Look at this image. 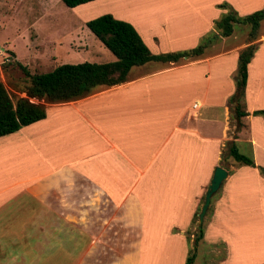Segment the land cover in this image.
Instances as JSON below:
<instances>
[{
  "label": "crops",
  "instance_id": "obj_1",
  "mask_svg": "<svg viewBox=\"0 0 264 264\" xmlns=\"http://www.w3.org/2000/svg\"><path fill=\"white\" fill-rule=\"evenodd\" d=\"M94 1L99 0L89 2ZM221 2L239 16L264 5V0H158L150 22L106 11L136 25L144 44L142 34L148 43L159 40L175 51L193 47L213 30L212 21L225 12L216 6ZM91 9H80L85 21L105 12L89 14ZM239 25L233 27L241 30ZM246 31L242 26L243 36ZM230 44L213 55L206 47L195 58L132 66L123 82L94 86L75 100L42 103L43 118L1 135L0 264H183L190 246L186 232L212 168L224 169L219 159L224 142L241 146L255 165L264 166L257 160L264 159L263 121L249 114L260 107L247 110L243 90L248 114L234 131L225 106L233 91L226 76L247 43ZM256 58L264 60V37L246 65L244 89ZM195 64H204L197 74L201 86L182 89L175 75ZM260 93L253 99L264 100V91L256 97ZM238 166L244 171L236 175L224 169L229 186L222 182L218 197L209 199L200 225V240L223 244L221 264H234V250L221 229L220 210L231 207L242 188L264 191L251 167ZM216 220L222 221L217 228ZM260 220L264 223V208Z\"/></svg>",
  "mask_w": 264,
  "mask_h": 264
},
{
  "label": "rangeland",
  "instance_id": "obj_2",
  "mask_svg": "<svg viewBox=\"0 0 264 264\" xmlns=\"http://www.w3.org/2000/svg\"><path fill=\"white\" fill-rule=\"evenodd\" d=\"M164 1L159 0L160 3ZM157 2L158 0H99L70 8L64 6L59 0H0V83L13 102L16 97L24 96L19 90L26 82L25 77L16 67L15 61L23 65L29 73H43L62 63L112 61L114 59L113 55L84 26V15L86 14L80 9L85 8L87 5H92L93 9H91L89 14L104 10L105 12L102 13L112 15V12L107 11L113 9L129 13L131 17L139 21L147 19L150 22L152 6L156 5ZM113 17L121 19L118 16ZM145 25L142 22L140 23L142 27ZM134 26L136 27V25ZM242 26L245 25H239L241 30H237L238 26L233 27L237 31H235L234 37H231V39H223L220 43L221 39L219 38L209 45L207 47H210L208 55L223 51L234 40L246 44L245 35H242ZM141 36L151 53L168 51V49L173 48L172 45L169 44L168 46V44L159 40L148 43L149 38L143 34ZM263 37L264 21L260 23L257 38L250 43L256 45ZM202 68H204V64H195L189 68L178 70L175 76L179 77L180 80L177 83L182 85V89L189 87L198 89L201 85L197 79V74L201 72L200 69ZM224 75H227V70H225ZM234 75L235 63L230 74L226 76L231 84L229 92L233 88ZM263 82L264 60H257L256 58L250 65L249 76L244 89V95L248 100L245 104L247 110H249L248 108L264 107L262 98L253 99L254 94L256 95L258 90H261V93L256 97H262L264 91ZM174 86L177 88L176 85ZM225 89L226 87H224ZM242 104L245 110L244 102ZM225 106L233 114L232 105L228 102V97L226 98ZM232 123L234 124L233 130H238L239 126L236 128V122L233 121ZM228 143L224 142L219 156L220 162L227 173L235 175L242 173L244 170L239 168V164L231 163L230 158L227 156ZM237 149L240 153L246 155L245 150L241 146H237ZM257 160L264 162V159L261 160L259 157ZM255 166L264 168L262 164ZM249 170L258 174L259 180H262L264 184V178L259 175L255 167H251ZM222 182H226L227 187L229 186L227 176L221 181L220 186ZM234 185L238 188L239 181H236ZM220 186L210 197L212 200L218 197ZM241 192L242 195L237 196L232 201L231 207L220 210L221 218L225 214V222L221 229L226 232L227 236L225 239L228 244H232L234 250L232 253L234 259L232 261L234 264H264V223L260 220L261 210L264 208V191H262V188L253 190L250 187H246L242 188ZM208 212H206V215ZM206 215L202 219V224H204ZM191 220L190 228L186 232L187 238L190 239V246L196 234V217L195 220ZM221 223L222 221L216 220L214 226L217 228ZM209 247L214 248V251L211 252V260L207 254ZM194 255L192 264H221L219 260L224 256L223 244L217 240L208 245L199 239L195 242Z\"/></svg>",
  "mask_w": 264,
  "mask_h": 264
},
{
  "label": "trees",
  "instance_id": "obj_3",
  "mask_svg": "<svg viewBox=\"0 0 264 264\" xmlns=\"http://www.w3.org/2000/svg\"><path fill=\"white\" fill-rule=\"evenodd\" d=\"M66 7H74L92 0H59ZM225 10L212 21V29L198 40L191 48L184 50L151 53L142 42L138 33L126 21L116 19L104 13L84 22L87 30L114 57L108 62L62 63L43 73H29L19 62L16 67L25 77L26 82L19 90L23 97H16L12 102L3 85L0 83V136L16 131L21 126L30 124L44 117L42 103H56L78 99L94 86H110L123 82L130 67L142 65L148 61L176 62L179 59H190L200 56L204 49L220 37L231 34L234 24L247 26L245 42L236 55L233 91L228 96L232 105V115L239 126L238 119L248 113L243 109V90L246 80V65L256 45L250 43L258 36L260 23L264 20V5L258 10L239 16L226 3L216 5ZM32 100V101H31ZM250 115L260 116L264 125V108L250 111ZM227 156L239 165L255 167L264 178V168L255 166L252 159L239 153L232 142L227 145ZM202 200V197L200 198ZM197 213L192 219L195 220ZM200 236H194L188 247L183 264H190L194 257L195 242Z\"/></svg>",
  "mask_w": 264,
  "mask_h": 264
},
{
  "label": "water",
  "instance_id": "obj_4",
  "mask_svg": "<svg viewBox=\"0 0 264 264\" xmlns=\"http://www.w3.org/2000/svg\"><path fill=\"white\" fill-rule=\"evenodd\" d=\"M226 171L219 165H215L212 168L211 176L208 180V184L206 185V188L202 194V202L199 206V210L196 217V224H195V230H196V236H200V225L202 217L205 213V211L208 208L209 205V199L212 196V194L218 189L220 186L221 181L225 178Z\"/></svg>",
  "mask_w": 264,
  "mask_h": 264
}]
</instances>
